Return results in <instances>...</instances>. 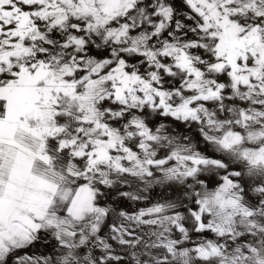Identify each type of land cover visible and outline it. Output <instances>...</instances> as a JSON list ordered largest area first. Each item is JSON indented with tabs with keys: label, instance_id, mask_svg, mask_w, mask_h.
<instances>
[{
	"label": "snow or ice",
	"instance_id": "snow-or-ice-1",
	"mask_svg": "<svg viewBox=\"0 0 264 264\" xmlns=\"http://www.w3.org/2000/svg\"><path fill=\"white\" fill-rule=\"evenodd\" d=\"M0 264H264V0H0Z\"/></svg>",
	"mask_w": 264,
	"mask_h": 264
}]
</instances>
